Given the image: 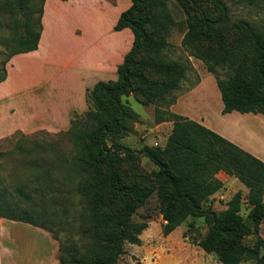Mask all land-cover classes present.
<instances>
[{
	"label": "trees",
	"instance_id": "trees-1",
	"mask_svg": "<svg viewBox=\"0 0 264 264\" xmlns=\"http://www.w3.org/2000/svg\"><path fill=\"white\" fill-rule=\"evenodd\" d=\"M13 1V11L20 18L15 22L7 63L14 56L37 51L44 29L46 0ZM131 1L114 31L131 30L132 48L117 68L116 81H99L87 91L89 109L71 120L66 133L72 151L64 152L45 138L32 140L21 131L6 140L8 149L0 151V222L5 219L48 230L38 222L37 216L43 214L39 206L48 200L52 204L70 200L67 195L76 193L88 222L81 227L86 239L83 246L61 247L60 264H118L126 243L142 245L140 236L148 225L132 219L153 194L148 186L127 182L122 165L127 158L147 157L159 168L157 175L165 190L164 237L189 218L203 219L208 232L194 243L206 254L215 255L221 264H264V162L201 123L171 111L189 68L151 57L141 60L144 54L167 48L161 35L166 26L155 24L149 0ZM185 1L208 2L217 13L215 18L190 24L182 45L215 77L223 114L237 111L264 116V22L230 24V9L222 0ZM149 69L155 72L154 78L148 76ZM6 78L3 68L0 83ZM131 94L143 105L156 107V123H173L164 149L135 152L121 142L137 120L123 101ZM15 155L21 161L16 167ZM17 167L30 172L35 187L15 180ZM221 172L249 189L246 216L242 215V192L221 212L204 207L224 186L217 178ZM249 237L256 238L253 246L246 244ZM133 259L134 264H143Z\"/></svg>",
	"mask_w": 264,
	"mask_h": 264
},
{
	"label": "rangeland",
	"instance_id": "rangeland-1",
	"mask_svg": "<svg viewBox=\"0 0 264 264\" xmlns=\"http://www.w3.org/2000/svg\"><path fill=\"white\" fill-rule=\"evenodd\" d=\"M222 1L230 9V24L239 20L257 25L264 22V0ZM149 2L155 24L166 26L161 35L165 37L168 46L157 54H144L141 60L145 62L151 57L166 63L186 65L189 70L181 89L176 93L178 95L198 85L202 78L205 82L202 90L198 87L189 102L180 107L190 113L201 111L199 107L202 108L203 104L204 107L211 105L208 116L214 123H218L222 99L221 95L217 96L220 91L216 79L207 71L205 64L190 57L182 45L190 24H196L204 17H217L214 7L208 2L188 3L185 0ZM13 4V0H0V77L2 69H7L10 62L7 63L10 54L8 48L15 33V22L20 18L13 11ZM131 5V0H50L46 22L49 37L46 45L38 55L15 56V121L11 123L10 120L7 122V119H4L2 127L15 124V131L50 127V130L38 129L24 134L32 140L45 138L64 152L72 151V144L66 133L70 129L71 120L82 117L88 111L87 91L99 81H116L117 68L132 48L134 35L131 30L127 29L124 33L114 31L120 15ZM124 41L127 43L122 57L116 65H111L110 59L115 49ZM66 60H71L68 68L63 65ZM147 74L154 78L155 72L149 69ZM82 77L85 78L84 83ZM200 90L204 91V95ZM66 99L69 101L66 102ZM200 99L203 103L201 105ZM123 101L132 108L137 120L133 124L132 133L121 142L135 152L146 148L164 149L173 124L156 123V107L143 105L133 94L124 97ZM68 104H71L72 108L68 109V114L60 120L59 112L65 113V106ZM8 146L7 142H0V151L7 150ZM19 161L20 158L15 155V167ZM17 169L15 180L23 185L35 187L30 172L22 167ZM158 171L159 168L147 157L127 158L122 165L127 182L148 186L153 190V194L132 219L135 224L148 225L140 236L143 238V244L137 246L126 243L125 254L121 256L118 264H134L135 257L143 264H173L171 260L174 264H221L215 255L206 254L194 243L195 239H202L208 232L203 219L194 221L189 218L171 235L163 236L162 226L165 221L162 214V195L165 190L158 178ZM217 178L224 186L211 197L209 203L204 204V207L210 206L213 210L221 212L227 208L228 202L236 193L242 192V215L246 216L249 207L245 202L249 189L238 179L223 172L219 173ZM67 197L70 200L60 199L56 204L48 200L40 205L42 208L39 206L43 214L37 216L38 222L48 230L25 223L4 221L0 230L3 264H60L61 247L74 244L83 246L86 238L81 234V227L88 223L84 204L76 193ZM261 235L264 238V223ZM255 242V237L246 240L249 246H253ZM242 264L254 263L248 261Z\"/></svg>",
	"mask_w": 264,
	"mask_h": 264
},
{
	"label": "crops",
	"instance_id": "crops-1",
	"mask_svg": "<svg viewBox=\"0 0 264 264\" xmlns=\"http://www.w3.org/2000/svg\"><path fill=\"white\" fill-rule=\"evenodd\" d=\"M49 4H50V0H47L45 3L44 17H43V28L44 29H43L42 37L39 43V49L37 51L24 54L27 57L38 55L48 41L49 35H48V29H47L46 22H47V17H48ZM121 32L124 33L126 31L123 30ZM126 43L127 42L124 41L123 44H120L119 46H117V48L114 51L113 57L110 59L111 65H114V64L116 65L118 59L122 57L124 49L126 47ZM70 64H71V60H66L65 62H63L64 67H67V68L70 66ZM87 66L89 67V69H92L90 65H87ZM82 78H83L82 82L84 83L85 78L84 77ZM199 82L200 83L198 85H196L189 91H186L185 93L179 95L178 101L175 105L171 107V111L178 115L190 118L192 120L197 121L198 123H201L202 125L217 132L218 134H220L227 140L233 142L234 144H236L237 146H239L240 148H242L249 154L253 155L254 157L264 162V116L262 114H254V113L242 114L237 111H234L229 114H223L224 103L222 101L221 106L219 108V112H218V114L220 113L219 122L214 123L212 119L209 118L208 116V113L211 111V105L210 107H204V104L202 103L201 99L199 101L200 105L203 104L202 108L199 107L201 111H198V112L192 111L193 113L192 112L187 113L186 111L182 110L180 106L184 103L187 104L189 102V100L191 99V96L195 95L198 87L202 90L205 82L202 78ZM201 90L200 92L204 95V91H201ZM220 95H221V92L217 94V96L219 97ZM195 99H197V97L194 98V102H195ZM68 101L69 99H66V102ZM65 107H66L65 113L59 112L61 116L59 117L60 120H62L61 118L65 117L68 114V109L72 108V105L68 104ZM58 109L60 110L61 108L58 107ZM41 112L42 111L40 112L38 111V113H41ZM4 119H7V122H9L10 120L11 123L15 121V56L11 59V61L9 62L7 66L6 80L0 83V142H6V140L10 138L11 136H13L15 132L17 131H21L25 134H29V133L35 132L36 130L38 131V129H48V130L52 129L47 126L46 127L41 126V127H37V129L35 130L17 129L15 131V124L8 125L5 128L2 127L3 125L2 121H4ZM62 122L64 123V121ZM4 221L5 219H2L0 222V230H1V226L3 225ZM142 244H143V241H142ZM171 261L174 264L173 260ZM0 264H3V250L1 246H0Z\"/></svg>",
	"mask_w": 264,
	"mask_h": 264
}]
</instances>
